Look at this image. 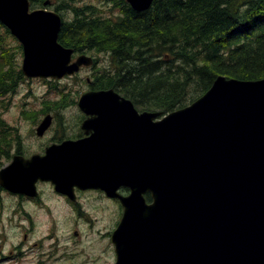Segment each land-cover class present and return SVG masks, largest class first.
I'll list each match as a JSON object with an SVG mask.
<instances>
[{"label":"water","instance_id":"1","mask_svg":"<svg viewBox=\"0 0 264 264\" xmlns=\"http://www.w3.org/2000/svg\"><path fill=\"white\" fill-rule=\"evenodd\" d=\"M126 1L135 11L152 2ZM29 7V0H0V23L21 44L25 76L60 79L92 63L86 55L71 61L73 49L57 40V12ZM77 102L90 115L82 124L90 136L14 157L0 170L2 187L32 196L38 179L62 193L72 181L128 188L117 194L115 264H264V78L219 75L165 115L138 112L112 88L86 91Z\"/></svg>","mask_w":264,"mask_h":264},{"label":"trees","instance_id":"2","mask_svg":"<svg viewBox=\"0 0 264 264\" xmlns=\"http://www.w3.org/2000/svg\"><path fill=\"white\" fill-rule=\"evenodd\" d=\"M79 1L54 0L62 18L64 10L70 13V19H62L58 42L74 52L107 56L108 64L94 71L89 88H113L138 110L166 114L182 108L219 75L264 78V0H153L140 12L125 0H100L121 7L115 18ZM10 40L16 44L9 46ZM17 54L21 46L0 23V72L6 69L0 96L24 78ZM1 126L11 129L0 120Z\"/></svg>","mask_w":264,"mask_h":264},{"label":"rangeland","instance_id":"3","mask_svg":"<svg viewBox=\"0 0 264 264\" xmlns=\"http://www.w3.org/2000/svg\"><path fill=\"white\" fill-rule=\"evenodd\" d=\"M78 3L93 4L104 16L112 17L117 14V11H114L111 4L108 5L100 0H83ZM36 7L38 8V6ZM48 8L52 9V7ZM63 18L70 19V13L64 10ZM15 44V41H9V46ZM94 54L96 55V53ZM96 57L99 58V63L93 66V68H84L73 75L64 76L61 80L51 79L48 83L45 81L47 79L44 78H31L21 84L16 91L15 86L13 89L14 95L9 98L10 100L4 98L0 101V119L11 128H7L6 130L0 128V132L6 134L18 129L21 136H23L22 132L26 134L32 127L35 126L37 128V123L44 116L43 112L40 111L46 109L45 102L48 99H58L59 96H79L81 93L89 90L88 84L81 78L85 73L88 75L91 71H95L97 68L108 64L107 56L97 53ZM16 60L20 66L21 54H17ZM5 71L6 69H3L0 72V76L4 75ZM55 86H57V89L54 90ZM77 90L78 94H75ZM26 95L29 98H25ZM68 101L69 99L66 100V102ZM73 111L74 109L71 107L66 108L62 115L63 118L70 119L69 117H72ZM35 117L38 118L37 122L33 120ZM34 145L35 143L32 146ZM26 150L29 152L33 151L30 147H27ZM8 161H3V165L8 163ZM17 206L18 200L16 198L5 194V192H0V264L108 263V260L105 259L107 257L102 256L96 261H94V258L99 256L101 250V240L98 238L100 236L99 231L103 232L105 227L107 229L112 227L111 222L115 214V208L111 210H98L93 213L92 216L96 217V219L92 227L88 223H80L76 228L79 236H75L72 234V231L70 234L71 226L70 222L65 220L68 214L65 217L66 209L63 203L55 201L50 205L52 210L51 216L42 210L30 207L32 223L26 217L19 216L15 210ZM111 233L113 234V232ZM48 235L52 236L53 241L47 239ZM76 250H79V252L71 256L72 251ZM114 259L112 260V264L114 263Z\"/></svg>","mask_w":264,"mask_h":264},{"label":"flooded vegetation","instance_id":"4","mask_svg":"<svg viewBox=\"0 0 264 264\" xmlns=\"http://www.w3.org/2000/svg\"><path fill=\"white\" fill-rule=\"evenodd\" d=\"M107 4L110 5L108 1ZM115 10L117 11V14L122 13L121 7H116L114 11ZM112 18H115V15H113ZM85 54L90 55L93 58L94 64L90 66L91 68L99 63V58H97L94 53L87 52ZM84 68L87 67H82L80 71ZM93 73L94 71H91L88 75L85 73L81 78L85 81L86 84H88V86L93 81ZM29 79L31 78H27L25 76L23 79H20L17 84L14 85V87L16 86L15 91L21 84L27 82ZM45 81L48 82L50 80L47 79ZM13 95L14 93H4L0 96V101L4 98L9 99ZM27 95L25 96V98H29ZM78 98V95H74L67 97L59 96L58 99H48L47 102H45L46 110L43 112V114L44 116L46 114L51 115V123L50 126L46 128L41 134H38L35 126L28 130L26 134L22 132L23 136H21L18 129L6 134L0 132V168L10 164L14 157L20 158L22 160H27L35 155H44L46 149L52 145H59L64 141H79L88 138L91 134V131L86 132L85 129L82 128V124L86 119L90 117V115H86L80 110L77 104ZM68 99L69 101L66 102V100ZM69 107L73 108L74 111L71 114L72 117H69L70 119L67 120V118H63L62 115L64 114V110ZM0 120L3 121L2 119ZM33 120L37 122L38 118L35 117L33 118ZM0 128H3L5 130L7 129L6 126H1ZM34 143L35 145L32 146ZM27 147H30L33 151H27ZM3 161H8V163L3 165ZM83 186L84 185L82 182L77 185V183H73L72 181L71 184L65 185V192L61 193L54 189V184L51 181L38 179L34 182L36 194L33 196L23 193H11L4 189L1 185L0 192H5V194L16 198L18 200V206L17 209H15L16 212L19 214V216L26 217L31 223L32 215L30 207H35L51 216L52 210L50 205L55 201L63 203L66 209L65 217L66 214H68L65 220L67 222H70L71 226L70 234L73 232L72 234H74L75 236H79V232L76 228L80 223L85 222L88 223L90 227H92V224L96 219V217L92 216L93 213L98 210H111L112 208H115V214L111 222L112 227H110L109 229L105 227L103 232L99 231L100 236L98 238H100L101 240V250L99 256L94 258V261H96L102 256L107 257L108 259L105 258L106 260H108L107 264H112V260L114 259V257L116 258V252L113 246L111 232H113L117 227L122 212V206L117 194L120 193L122 195H128L129 190L125 187H116L115 189L113 183H111L110 187L104 183H102L101 185H97L96 187L92 185H90L89 187ZM106 186L108 187L107 189ZM144 198L146 202H150L151 200L150 195L147 193L144 194ZM24 204H27L28 206ZM47 239L53 241L51 235H48ZM78 252L79 250L72 251L71 256L72 254ZM39 262H41V260H39Z\"/></svg>","mask_w":264,"mask_h":264},{"label":"bare ground","instance_id":"5","mask_svg":"<svg viewBox=\"0 0 264 264\" xmlns=\"http://www.w3.org/2000/svg\"><path fill=\"white\" fill-rule=\"evenodd\" d=\"M116 7H118V6H116Z\"/></svg>","mask_w":264,"mask_h":264}]
</instances>
